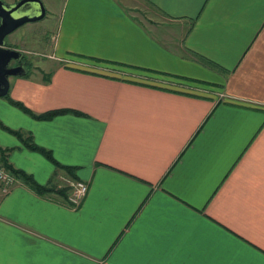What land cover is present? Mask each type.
Masks as SVG:
<instances>
[{
    "label": "crops",
    "instance_id": "0c3cea01",
    "mask_svg": "<svg viewBox=\"0 0 264 264\" xmlns=\"http://www.w3.org/2000/svg\"><path fill=\"white\" fill-rule=\"evenodd\" d=\"M56 7L53 63L23 52L0 122L88 190L74 208L73 177L0 127L4 168L51 189L0 184V264H264V0Z\"/></svg>",
    "mask_w": 264,
    "mask_h": 264
},
{
    "label": "water",
    "instance_id": "95a60500",
    "mask_svg": "<svg viewBox=\"0 0 264 264\" xmlns=\"http://www.w3.org/2000/svg\"><path fill=\"white\" fill-rule=\"evenodd\" d=\"M46 8L41 0H0V97L9 91L11 76L26 73L22 62L23 51L7 46L5 37L21 25L43 19ZM14 62V64H13Z\"/></svg>",
    "mask_w": 264,
    "mask_h": 264
},
{
    "label": "rangeland",
    "instance_id": "374dc122",
    "mask_svg": "<svg viewBox=\"0 0 264 264\" xmlns=\"http://www.w3.org/2000/svg\"><path fill=\"white\" fill-rule=\"evenodd\" d=\"M41 1L46 8V16L39 21L28 22L21 25L5 37L6 44L11 42V44L18 47L15 49L21 51L24 49L23 52L25 53V59L27 62H29L30 68H32L31 65L50 66L53 63L50 58H45L47 54L51 53V50L49 46L45 44L44 40L50 42V30H52L54 25V18L51 16V14L53 12L52 10L57 8L56 6L59 0ZM65 188L68 194V188L66 184Z\"/></svg>",
    "mask_w": 264,
    "mask_h": 264
},
{
    "label": "trees",
    "instance_id": "16d2710c",
    "mask_svg": "<svg viewBox=\"0 0 264 264\" xmlns=\"http://www.w3.org/2000/svg\"><path fill=\"white\" fill-rule=\"evenodd\" d=\"M10 102L13 105L17 106L22 111H24L25 113H27L30 116L37 118V119L48 120V119H51L57 115L66 114V113L70 112V110H67V109H60V110H53V111H49V112L44 113V114L36 115V114L32 113L28 108H26L21 103L16 102V101H10ZM75 114H81V113L75 112ZM0 127L3 128L4 130H6L7 132L15 135L21 141V143L24 145V147H26L29 150L39 152L41 155H43L45 158H47L49 161H51L54 165H56L57 167H59L61 169H64L74 179V168L67 166V165H62L59 162H57L56 159L53 157L52 152L50 150L36 144L30 135H24L23 131H19V130L9 128V127L3 125L1 122H0ZM3 162H4L5 167L12 174H14L15 176H18L21 179H24L27 182H29L38 192L41 193L43 191H50L51 190L49 188L44 187L43 185L36 183L30 174H28V173H26L20 169L14 168L12 165L8 164L6 160L5 161L3 160Z\"/></svg>",
    "mask_w": 264,
    "mask_h": 264
},
{
    "label": "built area",
    "instance_id": "2783aa9c",
    "mask_svg": "<svg viewBox=\"0 0 264 264\" xmlns=\"http://www.w3.org/2000/svg\"><path fill=\"white\" fill-rule=\"evenodd\" d=\"M14 181V175L7 171L0 162V184H2V190L7 191ZM62 181H64L68 188L67 197L69 202L74 208L78 207L87 194V183L79 179H71L67 177H62Z\"/></svg>",
    "mask_w": 264,
    "mask_h": 264
}]
</instances>
